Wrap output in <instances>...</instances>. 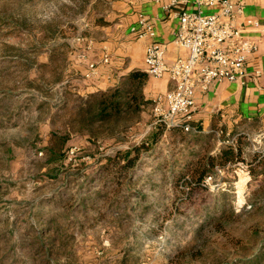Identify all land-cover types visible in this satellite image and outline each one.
I'll return each instance as SVG.
<instances>
[{
  "label": "rangeland",
  "instance_id": "obj_1",
  "mask_svg": "<svg viewBox=\"0 0 264 264\" xmlns=\"http://www.w3.org/2000/svg\"><path fill=\"white\" fill-rule=\"evenodd\" d=\"M112 2L0 0V264H45L32 237L54 218L68 230L52 257L59 264H118L125 251L138 264H264V176L251 173L252 151L264 147L258 133L231 140L245 160L189 195L174 186L177 160L189 150L194 164L217 156L228 144L216 133L155 125L151 101L118 121L72 122L80 96L66 71L86 22ZM52 134L69 142L66 158L50 164ZM135 146L133 166L109 162ZM223 206L239 216L217 232Z\"/></svg>",
  "mask_w": 264,
  "mask_h": 264
},
{
  "label": "crops",
  "instance_id": "obj_2",
  "mask_svg": "<svg viewBox=\"0 0 264 264\" xmlns=\"http://www.w3.org/2000/svg\"><path fill=\"white\" fill-rule=\"evenodd\" d=\"M113 0L110 10L100 18L90 17L85 24V34L78 38L75 62L67 69L69 93L88 98L107 91L123 76L132 71L146 73V49L152 42L165 46L164 63L173 64L178 58H186L188 52L174 43L178 28L179 11L203 10L218 13L219 8H209L202 0ZM237 9L234 19L244 27L245 36L257 42L258 51L251 55L246 64L248 76L244 83L222 81L212 84L207 90H197L193 125L204 131L224 129L233 132H264V0H230ZM140 16L153 21L156 29L154 38L140 37ZM139 28V27H138ZM85 54V59L80 54ZM109 63H104V58ZM91 63L98 64L97 75L87 78ZM174 83L167 73L162 76L147 74L144 94L153 100L158 94L173 89Z\"/></svg>",
  "mask_w": 264,
  "mask_h": 264
},
{
  "label": "built area",
  "instance_id": "obj_3",
  "mask_svg": "<svg viewBox=\"0 0 264 264\" xmlns=\"http://www.w3.org/2000/svg\"><path fill=\"white\" fill-rule=\"evenodd\" d=\"M177 3L173 0L168 8ZM201 3L209 8L218 7L219 12L205 13L199 9L176 14L179 24L174 43L188 52L186 58H178L173 64L166 65L164 45L152 42L146 49V73L150 76L167 73L174 83L173 89L158 94L152 104L154 124L165 125L168 130L179 127L184 132L198 131L193 125L197 111L196 91L207 90L212 84L222 81L244 83L248 76L247 60L258 51L257 42L248 39L244 27L234 19L235 11L241 8L237 9L230 0H202ZM138 27L132 29L139 31L140 37H155L153 21L140 16ZM79 56L86 57L84 53ZM103 62L109 63V58H104ZM97 73L98 64L91 63L86 77ZM215 133L218 138L221 137V132ZM257 137L260 138L259 135ZM222 171L217 169V174ZM213 179L208 177L207 183Z\"/></svg>",
  "mask_w": 264,
  "mask_h": 264
},
{
  "label": "trees",
  "instance_id": "obj_4",
  "mask_svg": "<svg viewBox=\"0 0 264 264\" xmlns=\"http://www.w3.org/2000/svg\"><path fill=\"white\" fill-rule=\"evenodd\" d=\"M146 77L147 74L145 73L132 71L128 75L123 76L107 91L100 92L87 99L80 97V102L78 101L79 104L71 110L72 122L78 124L80 127H92L95 124H105L112 120L118 121L126 115H136L140 113L142 108L149 102L144 94ZM196 127L198 131L184 132L183 129L179 127L171 131L191 133L196 137L197 134L201 132V128L198 126ZM217 131L221 132V144H228L218 150L217 156L209 154L197 160L194 164L188 160L193 157L194 151L189 150L187 154H184L181 159L177 160L176 170L179 171V175L175 176L176 180L174 186L177 190L180 189L181 193L190 195L196 190L206 189L207 178L210 176L214 178L215 175H217V169H224L226 164L239 159L245 160V158L241 157L240 147L233 146L230 142L236 137H240L239 140L249 138L252 133L233 132L227 134L224 129H217L214 133ZM258 135L264 142V132H260ZM68 142V134L61 136L52 134L51 145L46 148L48 162L50 164L63 161L66 158ZM140 148V146H135L126 152L119 151L108 160L110 163H118L122 158L125 162L124 167L129 168L137 161ZM252 154L254 158L251 163L255 165L252 166L251 173L252 176L258 180L260 176H264V147L262 148L260 144H257ZM260 166H262V169L258 171L257 169ZM258 192H260V190H254L253 194L257 195L259 194ZM93 195L95 198L97 196L102 198L103 196L100 191L95 192ZM222 195V201L228 199L225 194ZM87 199V196L83 198V205L86 204ZM256 207V205L252 206V208L255 209ZM238 216L239 215L236 214L234 210L227 209L226 206H223L222 211L214 219V229L217 232H222L225 226L234 221ZM46 223L48 224L41 230L36 231L33 235L32 245L38 247L37 251L43 258L45 264H59L58 261L54 260L52 257L55 256V254H61V249L67 246V242L64 239L68 235V230L62 222L57 223L56 218L46 221ZM138 261L139 257L137 255H132L129 251H125L118 264H138Z\"/></svg>",
  "mask_w": 264,
  "mask_h": 264
}]
</instances>
